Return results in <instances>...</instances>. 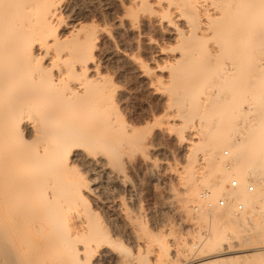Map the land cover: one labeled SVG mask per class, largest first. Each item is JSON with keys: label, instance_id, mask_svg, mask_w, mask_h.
I'll return each mask as SVG.
<instances>
[{"label": "bare ground", "instance_id": "bare-ground-1", "mask_svg": "<svg viewBox=\"0 0 264 264\" xmlns=\"http://www.w3.org/2000/svg\"><path fill=\"white\" fill-rule=\"evenodd\" d=\"M118 1L124 15L117 14L116 29L152 28L168 39L162 44L148 35L155 64L136 63L165 101L164 115L143 134L124 118L120 90L101 70L107 40L117 53L137 58L119 50L108 26L83 23L69 9L70 0H0V264H93L105 254L120 264L177 263V241L165 233L143 245L136 241L133 252L99 227L88 207L91 181L78 169L83 162L103 173L117 144L132 158L139 150L149 158L162 151L157 140L166 132L176 136L180 149L201 144L202 166L197 170L192 163L191 176L185 171V199L191 202L197 189L207 187L195 211L212 208L200 249L206 253L188 264H263L264 246L255 240L263 239L264 227L255 239L244 240L245 252L229 253L233 241L220 233L238 223V212L215 207V200L224 195L234 207L230 199L237 196L264 216V54L257 48L264 49V0ZM203 165L220 172L216 183L204 180ZM249 181L257 192L247 191ZM155 254L157 263L151 261Z\"/></svg>", "mask_w": 264, "mask_h": 264}, {"label": "rangeland", "instance_id": "rangeland-1", "mask_svg": "<svg viewBox=\"0 0 264 264\" xmlns=\"http://www.w3.org/2000/svg\"><path fill=\"white\" fill-rule=\"evenodd\" d=\"M122 8L124 7H122L118 0H70L69 9H73L77 17H80L79 19L82 20L83 23L87 21V24H90V22L93 23L98 21L100 24L98 22L97 24L108 26L107 28L109 30L111 29L112 35L117 40L119 50H125L128 54L130 53L137 57L135 59L136 62H134L129 57L123 55L122 52L117 53L113 50L112 44L107 40L103 48L105 51L108 50V53L102 55L101 70L104 76L111 83L116 85L118 91L120 90V101L122 98L123 99L119 104L121 111L124 109V112L122 111L124 113L123 116L125 115L124 118L126 117L125 119L126 121L128 120L127 122L139 126L138 129L143 134L149 131L151 127H156L155 125H157L165 111L163 93L161 92L160 94L158 91L154 92V88L150 87L145 78L141 76L142 73L139 65L142 63H140V60L146 61L145 65L153 67L155 62L151 60L153 56L150 54L154 52L157 53L156 49L146 44L145 40L148 35L149 37L153 36V38L157 37L156 40L159 39L158 41L162 44V38L164 42H168V39L163 37L158 30L152 28H142V31L116 29L113 22H115L117 14L119 16L124 15V9ZM121 12L123 13L121 14ZM92 16H94V18ZM110 22L113 23V25H111ZM137 33L140 34L138 35ZM257 48H259V53L260 50H262V52L264 51L262 47ZM248 49L250 50L251 48ZM262 52L261 54L263 55L264 52ZM155 53L153 55H156ZM262 55L260 58L264 56ZM256 59L259 60L258 54ZM263 60L264 59H261V61ZM224 61V58H220L218 61L219 65L222 64L221 66H223L224 64L221 68L226 67L225 63H223ZM250 67L249 69L251 70L253 66ZM250 74L253 73L251 72ZM146 86L148 88H146ZM218 91L220 90H216V92ZM228 93V95L231 94L229 91ZM228 95L224 92V97H228ZM236 124L238 126H236V128L240 129V126H242L240 124L242 123L239 124L237 122ZM145 127L146 129L144 130L146 131L147 128L148 130L143 132L144 130L142 128ZM167 133L168 132L162 136L159 134V139H162L157 140V142H160L163 146L161 149L162 151L152 153L149 155V158H146L148 155H144V150H139L132 158L124 146L117 144L119 145L117 147L115 144L117 148H114L112 151L116 152L111 153L113 154L111 157H113L110 158L109 168L103 173L94 170L83 162L79 163L80 166L78 169L83 173L87 181H89V179L91 181L89 186L93 189L91 192L93 195L89 194L88 207L91 208L96 216L95 218H97L96 221L98 220L99 227H103L113 238L124 240L133 252H137L138 250L136 241H139L140 245H143L145 241L146 243L149 240L152 242L155 235L165 233V235L167 234L168 237L172 238V243L177 241V244L175 243L176 245L173 244V247L177 246L178 253V261L175 264H180V262L204 257L206 252H200V249L203 245V241L210 233L208 212L211 211L212 208L202 207L200 211H195V206L200 203V194L203 191L205 192V190L207 191V187L197 189L196 194L191 195V202L187 203L185 199L190 195V192L184 190L183 187L185 186L184 182L186 181V183H189L190 180L188 173L186 175L185 173L190 171L191 176L192 169L195 167V169H197V166H199L201 162V155L199 153L201 144H197L187 150L180 149L178 141H176V136ZM227 150H229V147L226 146V148L223 147L220 152L222 153ZM195 153L198 161L196 160V156L195 160L197 162L192 157ZM114 154H116V156H114ZM114 157L117 158L114 159ZM190 157H192V160L195 162H192ZM146 160H148V162ZM149 160H152L154 165H152ZM208 162L209 160L207 163ZM192 163H194L195 167L191 166L193 165ZM188 167L192 168L189 170ZM205 169L207 173L204 180H207L210 184L216 183L219 180L220 172L218 170H213L209 165H206ZM87 171H89L88 174L85 173ZM195 171L196 170H193L192 174H194ZM184 177H186L188 181ZM231 178L229 182L225 184L223 193L227 191ZM183 179L185 181H183ZM233 179H235V177L232 178V180ZM132 185L134 186L133 191L130 190V186ZM253 185L255 186L253 193H255L258 190V185L254 182ZM94 196H97L99 201H95ZM221 196L224 195L218 196L215 200V207L221 210H228L229 208L236 210L232 206H227L225 208L220 207L218 199L222 198ZM236 199L239 201L237 196ZM237 212L239 220L238 223L234 225L235 227L229 228L227 233H220L227 235L224 236L227 237L229 241H233L234 246L229 250L231 254L245 252L243 250L248 247V244H246L244 240L247 238H249V240L255 239L257 230L262 226L264 227V216L260 208L256 210L245 208L243 211ZM147 226H149L151 231H147ZM132 227H134V229ZM146 238L148 240H146ZM235 240L242 242V245H236L237 243ZM255 242L258 243L256 244L258 247L264 246V237L261 240L256 239ZM193 244H198V248L192 247ZM126 251L129 253L128 250H125V252ZM205 251H208V249L205 248ZM151 261L157 263V254L151 257ZM93 264H120V261L112 254H105L96 255ZM136 264L144 263L137 262Z\"/></svg>", "mask_w": 264, "mask_h": 264}, {"label": "built area", "instance_id": "built-area-1", "mask_svg": "<svg viewBox=\"0 0 264 264\" xmlns=\"http://www.w3.org/2000/svg\"><path fill=\"white\" fill-rule=\"evenodd\" d=\"M238 186V182L236 181V180H233V182H232V186L231 187H237ZM246 189H247V191L248 192H250V193H252V192H254V185H253V182L252 181H249L248 183H247V185H246ZM205 192H207V191H205ZM205 192H202L201 194H202V196L205 194ZM231 203L234 205V208L238 211H240V210H243V204L240 202V201H238L237 199H235L234 197H232L231 199ZM219 202H220V205L222 206V207H225V206H227L228 205V203L230 202L229 201V199L228 198H221L220 200H219ZM189 262H191V260H189V261H185V263H182V264H188Z\"/></svg>", "mask_w": 264, "mask_h": 264}]
</instances>
